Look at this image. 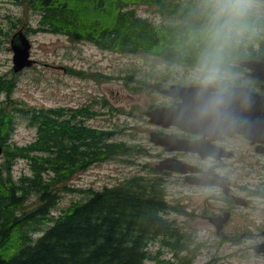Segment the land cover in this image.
<instances>
[{
	"label": "trees",
	"instance_id": "obj_1",
	"mask_svg": "<svg viewBox=\"0 0 264 264\" xmlns=\"http://www.w3.org/2000/svg\"><path fill=\"white\" fill-rule=\"evenodd\" d=\"M16 1L40 15L36 27H28L32 34L62 35L102 51L192 64L188 42L198 0ZM139 6L174 21L154 25L137 15ZM16 22L21 23L10 20L12 26ZM247 59L264 61V31L236 53V61ZM87 77L98 80L93 74ZM15 88V76H0V264H149L153 258L148 244L159 238L175 252L186 248L175 221L165 217L175 208L156 178L133 177L102 191L79 190L85 199L52 214L62 194L77 191L67 184L73 175L128 149L110 141V132L75 123L79 116L91 117L88 110L24 109L12 98ZM17 112L28 115L30 126L37 129L36 140L26 146L10 143ZM19 159L28 162L31 174L16 180L12 168Z\"/></svg>",
	"mask_w": 264,
	"mask_h": 264
},
{
	"label": "rangeland",
	"instance_id": "obj_2",
	"mask_svg": "<svg viewBox=\"0 0 264 264\" xmlns=\"http://www.w3.org/2000/svg\"><path fill=\"white\" fill-rule=\"evenodd\" d=\"M136 11L138 15L149 18L157 24L171 21L167 15L156 13L144 6L137 7ZM39 17L37 12L24 4H17L15 0H0V75L7 77L14 75L9 43L13 33L20 28H23L25 32L27 26L36 27ZM17 18L22 23L16 22L12 26L10 19ZM26 36L31 43L30 57L35 61V65L16 74L17 86L13 92V98L16 101L24 103V107L56 108L78 107L97 99L95 108L98 110L104 104V114L88 121L89 125L113 130L115 132L113 141L124 142L129 147L144 143L145 135L140 117L147 102L150 103L156 99L146 94L131 92V87L135 84L128 83L126 79L129 76H135L137 80L145 72L165 71L163 63L154 57L102 51L89 43L72 42L61 35L40 32L34 35L28 33ZM66 66L86 72L98 71L122 79L99 84L68 74L63 70ZM178 70L182 78L191 80L189 70ZM116 93L118 97L115 96ZM116 109L118 111H115ZM129 126H132L131 129ZM35 136L36 129L28 126V118L22 113H17L11 142L22 146L34 141ZM238 152H241V148ZM144 160L143 157L133 154L125 155L123 161L120 157H115L113 160L96 164L76 175L68 185L77 189L91 188L93 190L118 186L133 175H141L142 164L146 163ZM229 171L234 174L236 182H241L243 178L241 166H233L229 168ZM13 174L16 178L22 174H29L27 162L17 161L13 167ZM177 188L181 190L176 191ZM188 188L183 184L168 186L167 200L174 206L178 201L181 207L186 206V209L180 207V211L172 210L166 217L175 221L183 231H186L184 233L193 237V242L190 243L191 250L195 248L196 243L201 244L193 257V264H264V255L256 254L248 249L251 241L242 237L247 229L252 231L253 236L261 234L259 228L264 229V202L256 201L257 208L253 213L238 210L232 221L229 220L221 232L233 240H221L212 225L201 217V200L196 199L195 196H192L194 199L173 197L180 196L182 189L189 190ZM86 197L81 193L63 194L52 212L59 214L70 203ZM34 199L29 201L31 207H33ZM184 211L188 215L183 214ZM160 246L161 244L155 241L149 249L153 255L158 256L157 252L161 251V258L173 259L175 262L172 252ZM186 254L193 255L191 251L179 255Z\"/></svg>",
	"mask_w": 264,
	"mask_h": 264
},
{
	"label": "flooded vegetation",
	"instance_id": "obj_3",
	"mask_svg": "<svg viewBox=\"0 0 264 264\" xmlns=\"http://www.w3.org/2000/svg\"><path fill=\"white\" fill-rule=\"evenodd\" d=\"M232 71L238 74L233 89L247 87L251 93L264 95L261 83L256 79L247 77L246 70L235 64ZM173 85L196 88L191 80L182 78L180 73L159 76L146 74V81L138 86L149 87V90L141 91V94L156 99L153 102H147L140 117L142 131L146 138L144 143L136 147V150L140 152L141 157L146 162L142 164V177L146 180L156 178L166 184L170 182L178 186L183 184L191 190H184L183 198L194 199L192 196H195L196 199L201 200V217L203 219L206 220L209 216L216 217L225 212H230V220L232 221L235 215L234 212L239 209L251 211L255 208V202L251 195L248 196L249 192L246 187L236 185V178L229 171V168L241 166L243 180L253 174L256 177H261L260 173L264 171V145L252 144L239 134L226 135L213 132V135L209 137L194 134L175 125L173 123L174 119L163 118L160 123L151 121L146 117L148 111L154 108H161L162 110L166 108L176 109L182 103L181 97L163 92ZM115 96L118 97V93ZM182 125L186 126L187 124ZM161 139L164 142L159 145L154 142ZM198 139L206 141L208 147L213 149L212 155L202 157L196 152L177 149L178 141L193 142ZM239 148H241V152H238ZM161 162L169 168L159 169L157 166ZM188 193L191 197L186 198L185 196ZM237 196H245L247 206L236 205L234 197ZM226 226L227 223L224 228ZM242 237L251 241V243L260 242L259 237H250L248 231L243 233ZM224 238L230 239V237L222 235L221 239ZM262 241H264V238Z\"/></svg>",
	"mask_w": 264,
	"mask_h": 264
},
{
	"label": "clouds",
	"instance_id": "obj_4",
	"mask_svg": "<svg viewBox=\"0 0 264 264\" xmlns=\"http://www.w3.org/2000/svg\"><path fill=\"white\" fill-rule=\"evenodd\" d=\"M196 8L188 43L198 114L226 116L238 78L232 71L236 53L264 31V0H198Z\"/></svg>",
	"mask_w": 264,
	"mask_h": 264
},
{
	"label": "water",
	"instance_id": "obj_5",
	"mask_svg": "<svg viewBox=\"0 0 264 264\" xmlns=\"http://www.w3.org/2000/svg\"><path fill=\"white\" fill-rule=\"evenodd\" d=\"M15 37L18 39V43L14 39L11 41L13 71L19 72L25 67H31L34 61L29 59L30 44L25 35L19 31ZM243 65L252 71L251 76L264 82V62L248 61ZM180 91L186 92L183 96L181 95L183 102L177 110L167 112L175 114L173 117L176 121L173 123L180 128L203 136H210V132L239 133L252 143H264V96L254 95L246 89L232 90L226 116L201 117L197 110L196 91L194 89H180ZM159 112L162 111H154V115H151L154 121L161 119L156 117ZM191 144L177 149L201 152L200 148L193 147L199 143L194 142ZM254 248L257 252H261L264 250V245Z\"/></svg>",
	"mask_w": 264,
	"mask_h": 264
}]
</instances>
